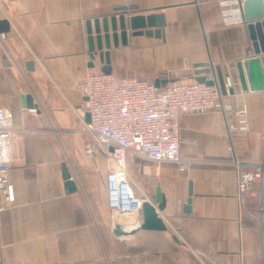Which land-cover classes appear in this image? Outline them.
<instances>
[{"label":"crops","instance_id":"1","mask_svg":"<svg viewBox=\"0 0 264 264\" xmlns=\"http://www.w3.org/2000/svg\"><path fill=\"white\" fill-rule=\"evenodd\" d=\"M159 15L163 27L135 36L128 25L127 43H112L111 74L165 88L197 82L199 64L223 71L255 56L244 14L228 25L221 0H0V22L9 26L0 32V108L18 130L13 204L0 212V264H264V184L241 204L230 165L264 163V92L231 94L223 82L215 110L178 118L181 155L193 163L187 171L127 156L137 193L154 206L157 190L164 196L167 231L140 230L131 240L111 231L113 221L136 226L143 215L111 218L106 163L82 153L88 114L78 111L85 100L78 85L104 66L91 58L89 31L95 39L96 22L113 16ZM23 96L37 109L24 107ZM241 104L249 130L232 131ZM63 164L77 193L66 192Z\"/></svg>","mask_w":264,"mask_h":264},{"label":"built area","instance_id":"2","mask_svg":"<svg viewBox=\"0 0 264 264\" xmlns=\"http://www.w3.org/2000/svg\"><path fill=\"white\" fill-rule=\"evenodd\" d=\"M245 1L221 0L228 25L244 22ZM207 80L214 81V77L210 75ZM78 88L85 98L78 111L90 116L83 132L94 142L86 154L90 158L98 154L107 158L108 206L124 216L141 213L143 203L148 201L147 196L139 195L134 187L127 170V156L156 164L172 163L181 171H187L193 163L181 155L178 118L213 111L222 98L217 85L193 82L157 88L145 80L101 72L88 74ZM222 109L229 112L232 106L224 105ZM247 114V106L241 104L236 113L240 125L232 131L249 130ZM17 131L11 111L0 108V212L13 204L10 170ZM230 165L236 172L237 198L243 204L256 182L264 184V163L246 164L234 160Z\"/></svg>","mask_w":264,"mask_h":264},{"label":"water","instance_id":"3","mask_svg":"<svg viewBox=\"0 0 264 264\" xmlns=\"http://www.w3.org/2000/svg\"><path fill=\"white\" fill-rule=\"evenodd\" d=\"M117 11L125 10L120 9ZM243 14L248 23L250 39L253 43L255 56L248 60L232 63L229 66L225 65L223 71L217 68H211L210 64H199L196 66L198 68L196 71L197 82L206 83L211 86L223 82L225 83V86L228 87L231 94H234L235 92H264V1L246 0L243 3ZM128 25L131 30L135 31L133 35H143L144 32L142 31L146 28H153L155 26L163 27L165 25V18L163 15L147 17L134 16L129 19L125 16H113L110 19H103L102 26H100L99 22H96V37L95 39L93 38L90 30L89 45L92 53V60H95L96 56H99L101 63L104 64L101 73L106 75L111 74L110 50L112 48V43L117 46L119 37L124 45L127 43V38L129 36L127 30ZM8 29V23L6 21H1L0 32L4 35ZM118 31H120V34ZM160 33L162 32L157 30L155 34L159 35ZM146 34L151 35V32H146ZM207 75L214 76V81L207 80ZM155 86L157 88L161 87L159 82H157ZM22 101L24 107L37 109L31 96H23ZM89 122L90 116L88 114L87 123ZM63 179L65 181L67 194L78 192V187L73 181L66 164H63ZM155 202L157 203V206H154L149 201L143 203V223L141 224L136 226H126L113 221L111 224V231L113 234L120 240H131L140 230L159 232L167 231V227L159 215V212L163 211L166 205L165 198L160 190H157L156 192ZM118 216V211L111 210V218L113 220ZM173 239L176 242H179L176 236H173Z\"/></svg>","mask_w":264,"mask_h":264},{"label":"rangeland","instance_id":"4","mask_svg":"<svg viewBox=\"0 0 264 264\" xmlns=\"http://www.w3.org/2000/svg\"><path fill=\"white\" fill-rule=\"evenodd\" d=\"M93 139H92V137L91 136H89V135H86V137H85V142H84V144H85V152L83 151L82 153H83V156L84 157H86L87 156V154H86V150L91 146V145H93ZM65 148V146L63 145V149ZM63 151H65V150H63ZM76 156V155H75ZM96 157H100V158H102L103 159V161L106 163V168H107V170H108V161H107V158H105L103 155H100V154H98ZM95 158V157H94Z\"/></svg>","mask_w":264,"mask_h":264},{"label":"bare ground","instance_id":"5","mask_svg":"<svg viewBox=\"0 0 264 264\" xmlns=\"http://www.w3.org/2000/svg\"><path fill=\"white\" fill-rule=\"evenodd\" d=\"M146 202V201H145ZM116 221L117 222H123V221H126V218L123 217L122 215H119L117 218H116Z\"/></svg>","mask_w":264,"mask_h":264}]
</instances>
